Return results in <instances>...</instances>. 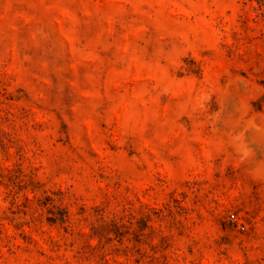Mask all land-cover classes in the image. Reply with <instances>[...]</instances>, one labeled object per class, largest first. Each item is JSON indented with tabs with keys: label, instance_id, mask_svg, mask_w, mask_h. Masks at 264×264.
I'll return each instance as SVG.
<instances>
[{
	"label": "rangeland",
	"instance_id": "rangeland-1",
	"mask_svg": "<svg viewBox=\"0 0 264 264\" xmlns=\"http://www.w3.org/2000/svg\"><path fill=\"white\" fill-rule=\"evenodd\" d=\"M0 264H264V0H0Z\"/></svg>",
	"mask_w": 264,
	"mask_h": 264
},
{
	"label": "built area",
	"instance_id": "built-area-1",
	"mask_svg": "<svg viewBox=\"0 0 264 264\" xmlns=\"http://www.w3.org/2000/svg\"><path fill=\"white\" fill-rule=\"evenodd\" d=\"M231 216H232L233 218L235 217V215H234V214H232ZM243 228H244V227H243Z\"/></svg>",
	"mask_w": 264,
	"mask_h": 264
}]
</instances>
